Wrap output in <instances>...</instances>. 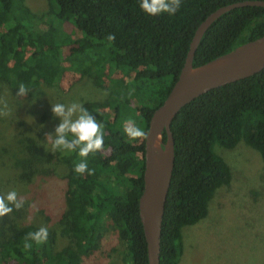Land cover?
<instances>
[{"label":"trees","instance_id":"obj_1","mask_svg":"<svg viewBox=\"0 0 264 264\" xmlns=\"http://www.w3.org/2000/svg\"><path fill=\"white\" fill-rule=\"evenodd\" d=\"M237 1L243 0H182L175 15L153 16L140 8V0H52L43 14L33 12L26 0H0V85L17 93L23 83L32 96L43 83L59 85L72 70L92 76L100 85L108 77L110 91L105 100L83 103L104 125V148L87 157L89 169L95 170L92 175L74 172V163L84 159L78 152H52L47 133L31 136L39 130L20 122L16 134L31 138L22 173L27 192L21 198L26 202L16 214L25 216L36 205L47 211L53 180L59 177L65 193L52 220L61 224L69 242L57 250V233L48 228L45 243L25 250V235L41 226H13L9 234L0 228V264H83L85 256L99 250L107 222L125 244L129 264H149L139 212L145 139H129L125 124L142 123L148 132L154 111L181 73L198 26L219 7ZM263 33L264 6L231 9L206 30L193 66ZM109 34H114V41L107 39ZM172 131L176 157L160 264H180L183 227L205 218L217 189L231 182L230 166L215 145L233 148L243 140L264 159V69L192 100L175 116ZM163 138L166 141V131Z\"/></svg>","mask_w":264,"mask_h":264},{"label":"rangeland","instance_id":"obj_2","mask_svg":"<svg viewBox=\"0 0 264 264\" xmlns=\"http://www.w3.org/2000/svg\"><path fill=\"white\" fill-rule=\"evenodd\" d=\"M51 1L26 0L36 14L47 12ZM116 75L124 80L121 72ZM100 83L90 75L68 70L59 85L43 83L32 91V96L18 97L0 85V99L7 101L9 110L8 115L0 116V194L16 190L22 197L27 192L22 173L31 137L16 134L20 122L33 131L39 130L31 136L54 133L60 119L52 113V103L105 100L110 93L108 77H103ZM214 149L230 166L232 179L217 189L205 218L183 227L184 250L180 264H264V159L243 140L233 148L216 144ZM61 172H65L64 167ZM53 181L52 201L47 211L37 209L36 205L25 216H19L13 209L0 218V228L9 234L13 226L28 223L46 226L57 233V250L67 245L69 239L62 234L61 224L52 220L63 204L65 184L59 177ZM125 255V244L107 222L102 228L99 250L85 256L83 264H129Z\"/></svg>","mask_w":264,"mask_h":264},{"label":"water","instance_id":"obj_3","mask_svg":"<svg viewBox=\"0 0 264 264\" xmlns=\"http://www.w3.org/2000/svg\"><path fill=\"white\" fill-rule=\"evenodd\" d=\"M250 5L264 6V0H243L221 6L201 22L178 79L150 119L149 138L145 139L144 189L139 199L149 264H160L161 260L162 224L176 157L172 131L175 116L185 105L209 90L264 69V33L202 66H193L195 53L210 25L227 11ZM164 131L167 133L166 141Z\"/></svg>","mask_w":264,"mask_h":264},{"label":"clouds","instance_id":"obj_4","mask_svg":"<svg viewBox=\"0 0 264 264\" xmlns=\"http://www.w3.org/2000/svg\"><path fill=\"white\" fill-rule=\"evenodd\" d=\"M140 8L149 15L167 13L175 15L182 6V0H140ZM107 39L114 41V34H109ZM18 97L27 96L30 89L23 83L19 84ZM51 111L59 117L60 123L55 127L54 133H47L46 140L51 144L52 152H78L82 159L74 163V172L77 174H94V169H89L87 157L104 148V125L98 122L96 116L91 114L83 104L72 102L70 104L52 103ZM9 114L7 101L0 99V116ZM124 133L131 140L148 139L149 133L134 121H127ZM25 199L18 196L16 190L0 194V218L10 214L13 209L20 210L25 204ZM49 231L46 226L39 227L36 231L28 232L23 241V248L31 250L33 243L43 244L47 241Z\"/></svg>","mask_w":264,"mask_h":264}]
</instances>
